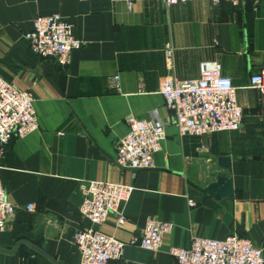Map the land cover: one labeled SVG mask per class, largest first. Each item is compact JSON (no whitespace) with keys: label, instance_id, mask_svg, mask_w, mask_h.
Masks as SVG:
<instances>
[{"label":"crops","instance_id":"obj_1","mask_svg":"<svg viewBox=\"0 0 264 264\" xmlns=\"http://www.w3.org/2000/svg\"><path fill=\"white\" fill-rule=\"evenodd\" d=\"M52 14L65 17L85 43L67 66L32 54L25 39L37 17ZM207 61L220 62L237 88L243 126L200 139L182 136L160 86L167 77L198 80ZM262 69L264 0L237 7L143 0L132 10L115 0H0V77L33 95L40 124L39 131L15 138L0 158V176L16 208L0 233V264H80L77 232L93 228L128 242L140 237L148 218L174 226L161 250L128 246L121 260L109 264H179L171 247L232 234L250 239L264 254V97L250 88ZM130 116L166 126L155 167L135 180L116 162ZM219 157L231 159L233 198L206 190L225 171ZM92 181L135 186L122 210L123 225L116 214L98 226L81 215V188ZM30 204L35 212L26 209ZM39 216L45 226L39 241L22 239L37 231Z\"/></svg>","mask_w":264,"mask_h":264},{"label":"built area","instance_id":"obj_2","mask_svg":"<svg viewBox=\"0 0 264 264\" xmlns=\"http://www.w3.org/2000/svg\"><path fill=\"white\" fill-rule=\"evenodd\" d=\"M87 1V0H84ZM132 10L143 0H115ZM246 0H162L166 7L192 2H207L213 6L229 3L239 6ZM32 54L55 59L60 65L71 62L72 53L82 49L84 42L73 34L69 21L60 14L39 16L25 36ZM173 51H166L167 64L172 67ZM198 80L179 81L167 77L159 93L173 112L174 124L180 135L202 138L218 132L239 131L244 122V109L237 99V88L231 78L224 76L218 61L203 62ZM116 90L121 93L120 76L113 77ZM250 88L264 97V69L250 79ZM128 133L117 141L116 162L129 169L133 180L138 172L155 167V156L162 151L166 139L165 124L157 121L128 118ZM40 130L33 95L16 84L0 77V158L15 138H25ZM1 169V167H0ZM136 190L125 183L88 182L82 188L81 215L93 225H102L110 214L118 216L123 225L126 217L122 210ZM191 208L196 207L189 200ZM35 212L36 204L26 207ZM16 208L9 201L0 176V233L5 232ZM173 224L148 218L140 237L121 241L93 228H86L74 236L80 250V264H109L121 260L128 246H137L158 252L165 237L173 231ZM169 254L179 264H264L263 250L241 235L232 234L223 239L193 237L187 248L171 247Z\"/></svg>","mask_w":264,"mask_h":264},{"label":"water","instance_id":"obj_3","mask_svg":"<svg viewBox=\"0 0 264 264\" xmlns=\"http://www.w3.org/2000/svg\"><path fill=\"white\" fill-rule=\"evenodd\" d=\"M217 164L220 169L225 171L219 173L217 175L216 182L211 183L206 190L213 197L233 198V181L229 178V172L231 171V159L229 157H219L217 159ZM37 227L38 229L36 232L24 234L21 236V238L37 243L40 237L43 235L45 229L42 216H39L38 218Z\"/></svg>","mask_w":264,"mask_h":264},{"label":"rangeland","instance_id":"obj_4","mask_svg":"<svg viewBox=\"0 0 264 264\" xmlns=\"http://www.w3.org/2000/svg\"><path fill=\"white\" fill-rule=\"evenodd\" d=\"M47 16H49V15H47ZM38 18V17H37ZM26 36V35H25ZM30 51V50H29ZM42 59H45V58H42ZM50 59V58H49ZM55 60V59H54Z\"/></svg>","mask_w":264,"mask_h":264}]
</instances>
